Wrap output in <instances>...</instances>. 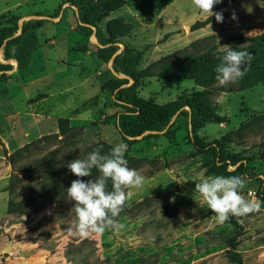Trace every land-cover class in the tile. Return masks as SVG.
Here are the masks:
<instances>
[{
  "label": "rangeland",
  "instance_id": "374dc122",
  "mask_svg": "<svg viewBox=\"0 0 264 264\" xmlns=\"http://www.w3.org/2000/svg\"><path fill=\"white\" fill-rule=\"evenodd\" d=\"M61 1L0 0V175L6 206L12 200L19 207L0 213V264H234L226 252L234 227L218 223L194 189L211 174L203 166L205 155L186 139L187 107L170 118L165 134L122 138L114 124L121 107L114 105L107 83L123 74L114 70L111 58L97 55L95 29L79 26L74 7ZM212 11H223V21L191 30L206 19L192 0H125L98 26L105 36L107 24L128 27L115 43V54L123 44L142 51L138 69L205 51L219 54L225 45L241 48L264 35V0H220ZM220 86L152 76L138 89L157 103L205 89L210 107L226 120L207 121L198 133L206 141L222 140L230 154L247 157L251 180L241 195L254 201L264 181V87L223 91ZM103 142L127 145L128 167L144 177L143 183L124 189L126 206L115 218L122 225L118 231L70 235L74 202L66 189L76 177L67 162ZM51 183L57 187L49 188ZM21 201L26 202L20 207ZM236 217L242 230L235 250L242 264H264V202Z\"/></svg>",
  "mask_w": 264,
  "mask_h": 264
},
{
  "label": "trees",
  "instance_id": "16d2710c",
  "mask_svg": "<svg viewBox=\"0 0 264 264\" xmlns=\"http://www.w3.org/2000/svg\"><path fill=\"white\" fill-rule=\"evenodd\" d=\"M65 2L74 7L79 26H88L95 29V35L100 44L96 49L97 55L104 60L111 58L114 70L123 74V77H113L107 83V86L114 92V105L121 107V110L114 115V124L122 138H135L144 132H148L146 135L157 137L159 131L162 130L161 134H165V127L170 118L177 111H179L177 113L179 114L181 110L187 107L186 139L198 154L205 155L206 158L203 161L205 172L211 175H243L247 181L251 180L247 172V157L228 153L222 140L206 141L199 135L198 130L207 121L220 123L226 120L224 115L218 114L214 108L210 107L205 89L182 93L164 103H157L152 98H144L139 95L138 88L141 81L152 76L168 81L187 79L195 85L205 88L216 81L214 68L221 62L223 53L215 54L205 51L187 55L156 69H153L152 66L138 69L142 51L123 44L122 49L115 54V43L119 41V37L128 32V27L115 23L112 25L107 24V36H105L98 26L101 20L123 6L125 0H62L60 4ZM220 12L223 15L225 14L223 11ZM52 17H55V15H52ZM210 20H215V18L209 17L202 21H196L190 29L196 30ZM1 32L0 30V43L3 36ZM10 41L8 40V42ZM235 49L250 53V60L246 63V74L236 82H232L236 87L223 89L226 88L224 87L227 86L226 84L220 86L221 90H243L256 84H261L264 87V35L255 36L247 45ZM100 145H102L101 150L104 153H107L112 147V145L104 142ZM125 158L127 159L126 153ZM229 166H233V168L230 169ZM98 175L99 172L93 169L92 176L97 177ZM54 187H57L56 183L49 185V188ZM263 187L264 181L261 180L256 190V197L262 202H264ZM107 188L111 190V181L108 182ZM25 202L21 201L19 206H24ZM125 206L123 209H125ZM16 208L19 207L12 200L7 201L6 209L8 212H15ZM22 211L25 210L22 209ZM225 222L234 227V232L226 238L228 258L234 264H242V260L235 250L242 225L236 216H230Z\"/></svg>",
  "mask_w": 264,
  "mask_h": 264
},
{
  "label": "clouds",
  "instance_id": "9594fccd",
  "mask_svg": "<svg viewBox=\"0 0 264 264\" xmlns=\"http://www.w3.org/2000/svg\"><path fill=\"white\" fill-rule=\"evenodd\" d=\"M218 3L220 0H192L199 13L206 18L214 17L219 23L223 21L222 12L212 11ZM247 10L251 11V8ZM232 19H236L234 13ZM221 51V62L215 66L214 72L215 80L223 86L236 82L246 74L250 53L227 45ZM101 147L97 146L84 158L77 157L67 162V169L76 177L66 189V198L74 202L71 210L75 219L67 228L70 235L85 238L92 233L102 234L107 228L118 231L122 225L115 218L125 206L127 193L124 189L128 186L139 187L143 183L144 177L136 169L128 167L125 143L114 144L104 154L101 153ZM93 169L99 172L96 178H92ZM109 181L111 190L107 188ZM245 185L246 177L243 175L215 174L202 176L194 189L202 196L207 209L215 214L216 221L224 223L230 216H244L261 207L259 199L246 200L241 195Z\"/></svg>",
  "mask_w": 264,
  "mask_h": 264
},
{
  "label": "crops",
  "instance_id": "0c3cea01",
  "mask_svg": "<svg viewBox=\"0 0 264 264\" xmlns=\"http://www.w3.org/2000/svg\"><path fill=\"white\" fill-rule=\"evenodd\" d=\"M59 16L60 14L57 15V17L53 20L57 21ZM4 184H5V180L3 178V175L2 176L0 175V213H2L6 209L7 196H6L5 191L2 190V187L4 186Z\"/></svg>",
  "mask_w": 264,
  "mask_h": 264
},
{
  "label": "built area",
  "instance_id": "2783aa9c",
  "mask_svg": "<svg viewBox=\"0 0 264 264\" xmlns=\"http://www.w3.org/2000/svg\"><path fill=\"white\" fill-rule=\"evenodd\" d=\"M53 19H55L56 17H52Z\"/></svg>",
  "mask_w": 264,
  "mask_h": 264
},
{
  "label": "bare ground",
  "instance_id": "6f19581e",
  "mask_svg": "<svg viewBox=\"0 0 264 264\" xmlns=\"http://www.w3.org/2000/svg\"><path fill=\"white\" fill-rule=\"evenodd\" d=\"M29 18V17H28ZM1 53V52H0Z\"/></svg>",
  "mask_w": 264,
  "mask_h": 264
}]
</instances>
